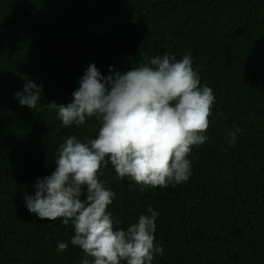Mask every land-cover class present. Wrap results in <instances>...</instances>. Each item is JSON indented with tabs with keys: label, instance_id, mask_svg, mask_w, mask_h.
I'll use <instances>...</instances> for the list:
<instances>
[{
	"label": "trees",
	"instance_id": "obj_1",
	"mask_svg": "<svg viewBox=\"0 0 264 264\" xmlns=\"http://www.w3.org/2000/svg\"><path fill=\"white\" fill-rule=\"evenodd\" d=\"M187 53L215 95L192 174L143 187L109 164L99 177L116 193L108 211L124 229L150 215L148 206L159 213L163 254L153 264H264V0H0V264H80L83 256L71 223L41 220L25 196L55 171L67 136L86 142L100 123L65 126L49 104L71 103L90 64L107 76ZM24 75L42 85L33 110L14 95Z\"/></svg>",
	"mask_w": 264,
	"mask_h": 264
},
{
	"label": "clouds",
	"instance_id": "obj_2",
	"mask_svg": "<svg viewBox=\"0 0 264 264\" xmlns=\"http://www.w3.org/2000/svg\"><path fill=\"white\" fill-rule=\"evenodd\" d=\"M103 75L90 64L68 104L51 102L65 126H80L86 118L100 123L86 142L69 135L60 144L55 171L35 183L26 207L41 220H62L74 228L71 244L83 253L80 264H153L163 254L156 244V218L140 215L126 229L108 211L116 193L99 179L109 164L118 178L143 187H167L186 182L192 174L189 157L194 146L209 137L213 89L201 86L190 53L155 56L126 72ZM23 91L14 95L21 106L35 109L42 85L22 76ZM239 131V130H237ZM236 131L230 133L232 144ZM68 243L60 241L64 252Z\"/></svg>",
	"mask_w": 264,
	"mask_h": 264
}]
</instances>
